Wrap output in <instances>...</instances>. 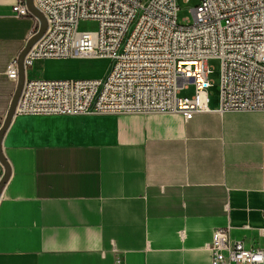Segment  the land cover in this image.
<instances>
[{
    "label": "crops",
    "instance_id": "0c3cea01",
    "mask_svg": "<svg viewBox=\"0 0 264 264\" xmlns=\"http://www.w3.org/2000/svg\"><path fill=\"white\" fill-rule=\"evenodd\" d=\"M18 1L0 0V125L18 84L8 65L36 28L15 16ZM209 107L15 116L0 264H212L207 245L226 227L263 248L264 112L221 114L218 97Z\"/></svg>",
    "mask_w": 264,
    "mask_h": 264
},
{
    "label": "built area",
    "instance_id": "2783aa9c",
    "mask_svg": "<svg viewBox=\"0 0 264 264\" xmlns=\"http://www.w3.org/2000/svg\"><path fill=\"white\" fill-rule=\"evenodd\" d=\"M33 1L47 29L25 57L15 116L207 112L213 58L222 63L219 112H264V0H199L183 24L179 0ZM13 11L38 31L26 0ZM81 20L98 29L79 32ZM78 58L110 60L112 69L101 78L27 76L38 60ZM6 73L18 82V58ZM190 84L193 95L181 96ZM3 174L2 166L0 183ZM207 248L212 264H264V247L233 239L230 227L216 229Z\"/></svg>",
    "mask_w": 264,
    "mask_h": 264
},
{
    "label": "rangeland",
    "instance_id": "374dc122",
    "mask_svg": "<svg viewBox=\"0 0 264 264\" xmlns=\"http://www.w3.org/2000/svg\"><path fill=\"white\" fill-rule=\"evenodd\" d=\"M179 12L178 20L180 24H183L187 18H190L193 22L192 9L199 4V0H190L185 2L179 0ZM98 29V23L92 20H81L78 25L79 32H93ZM213 72L210 75L212 81V87L209 89L211 100L219 98V86L221 81L222 63L219 59H211L209 61ZM112 69V62L110 60H98V59H64V60H48V62L39 66L36 69V75L47 78H62L63 75L72 74L73 78H101L106 77ZM72 77V76H70ZM194 93V85H188L187 89H184L181 96L191 97Z\"/></svg>",
    "mask_w": 264,
    "mask_h": 264
},
{
    "label": "water",
    "instance_id": "95a60500",
    "mask_svg": "<svg viewBox=\"0 0 264 264\" xmlns=\"http://www.w3.org/2000/svg\"><path fill=\"white\" fill-rule=\"evenodd\" d=\"M26 4L29 10L31 11V13L39 20V29L28 40V42L26 43V46L24 47V49L18 56L19 80H18L17 88L15 91L10 109L6 115L4 122L2 123L0 127V162L4 167V174H3L2 181L0 183V198L2 196L3 189L8 183L9 178L12 173L10 163L8 159L6 158L4 151H3V140H4V136L8 128L10 127V124L12 123V120L15 117L16 106L18 104V101H19V98H20V95L23 89L24 81L26 79V69H25V63H24L25 57L30 51V49L43 37L47 29V21L44 15L41 13V11L35 6L34 1L26 0Z\"/></svg>",
    "mask_w": 264,
    "mask_h": 264
}]
</instances>
